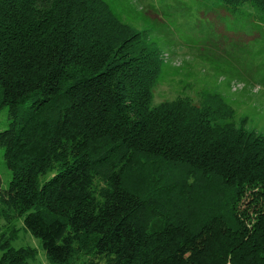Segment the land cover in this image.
<instances>
[{"label":"trees","instance_id":"obj_1","mask_svg":"<svg viewBox=\"0 0 264 264\" xmlns=\"http://www.w3.org/2000/svg\"><path fill=\"white\" fill-rule=\"evenodd\" d=\"M158 4L128 21L115 0H0V264L35 259L21 229L48 264H264V135L216 95L154 105L150 39L200 10L202 46L264 87V0Z\"/></svg>","mask_w":264,"mask_h":264},{"label":"rangeland","instance_id":"obj_2","mask_svg":"<svg viewBox=\"0 0 264 264\" xmlns=\"http://www.w3.org/2000/svg\"><path fill=\"white\" fill-rule=\"evenodd\" d=\"M132 6L125 7V2L115 0L122 10V16L128 21H134L139 12L145 10L146 13L154 11L152 6H158L161 0H124ZM125 8L128 16L125 14ZM200 10H192L186 19L182 16L157 17L158 26L151 31L150 39L158 43L161 56L165 64L166 72L153 88L152 103L158 104L170 101L178 96L190 98L193 102L203 100L202 95L211 94L223 98L233 108L235 115V125L240 126L243 120V128L264 135V87L257 85V76L254 79H246L242 73H236L229 69L235 62L228 64L227 53L223 51H213L212 48L202 46L201 41L205 40L200 32ZM138 14V15H137ZM151 15L153 13H150ZM203 19V18H202ZM141 27V23L135 24ZM224 42L225 48L237 51L235 47H230L229 35H219ZM254 55L260 56L264 52V43L254 46ZM260 57H254L256 69L259 68ZM239 66V65H238ZM255 69V68H254ZM206 97H210L209 95ZM6 123L5 112H0V123ZM1 126V125H0ZM0 156V177L2 185H6L9 177L8 170L2 164ZM4 220L0 218V225ZM16 226L21 227L22 222L17 221ZM11 246H31L36 248L35 259L30 264H48L45 253L37 238L31 236L23 229L20 230L18 238L11 243Z\"/></svg>","mask_w":264,"mask_h":264}]
</instances>
